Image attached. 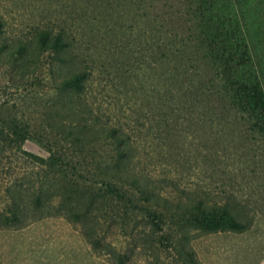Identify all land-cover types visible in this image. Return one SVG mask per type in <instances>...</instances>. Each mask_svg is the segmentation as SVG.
<instances>
[{
	"label": "rangeland",
	"instance_id": "obj_1",
	"mask_svg": "<svg viewBox=\"0 0 264 264\" xmlns=\"http://www.w3.org/2000/svg\"><path fill=\"white\" fill-rule=\"evenodd\" d=\"M215 2L210 56L202 0H0V141L34 127L0 142V264H264V136L223 72L264 92V0Z\"/></svg>",
	"mask_w": 264,
	"mask_h": 264
},
{
	"label": "trees",
	"instance_id": "obj_2",
	"mask_svg": "<svg viewBox=\"0 0 264 264\" xmlns=\"http://www.w3.org/2000/svg\"><path fill=\"white\" fill-rule=\"evenodd\" d=\"M217 4L218 2L216 3L215 0H213V3L211 0H202V6L200 7L203 13V28L206 33V36L204 38L206 41V45L208 46V50H210V52H208L210 56L212 53V49L216 47V42L209 36V30L219 37H223L222 42L225 43L228 42V34L232 31L237 30V28L231 30L233 26L231 24L232 22H230L229 20L219 17L218 14H212L211 11H213V8H215ZM2 26L3 22L0 20V32ZM37 41L40 44L41 49L44 51L49 50L59 53L67 46V42L61 34H54L51 31L40 32L37 35ZM245 47H248L247 44H245ZM2 50L3 47H0L1 56ZM23 51V46H20L18 49H16L17 54H19L20 56L24 55ZM9 58L17 59L18 55H16L15 51H13L9 53ZM223 72L225 75L229 74V76H231V81L227 85H231V88L229 90L233 93L232 97L236 103V106L241 112L247 114V117L249 119L253 120L255 127L264 136V92L262 91L260 82H254L255 80L241 82L240 84L239 82H233V68L228 60L225 64V68H223ZM88 76L89 74L87 72L73 73L66 76L63 81H61L60 85L63 89H74L78 91L83 88V82ZM2 124L5 123L2 122ZM6 125V134L2 136V140L0 141L5 145L9 144L10 146L21 147L25 144L26 140H28L32 136L34 127L28 122L13 120L11 123H6ZM46 125L47 127L49 125L52 126L51 122H49V118L46 120ZM56 125H58L57 127H61L63 126V122L57 121ZM0 132L2 134L4 130H0ZM203 216L204 217L202 218V220L199 218V221L213 222L215 220V217H208L205 214ZM233 226L236 227L235 224H233Z\"/></svg>",
	"mask_w": 264,
	"mask_h": 264
}]
</instances>
